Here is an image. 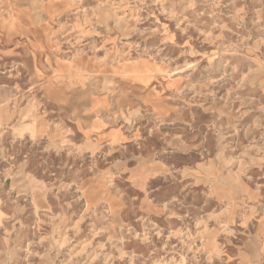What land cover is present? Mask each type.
<instances>
[{"label": "rangeland", "instance_id": "rangeland-1", "mask_svg": "<svg viewBox=\"0 0 264 264\" xmlns=\"http://www.w3.org/2000/svg\"><path fill=\"white\" fill-rule=\"evenodd\" d=\"M0 264H264V0H0Z\"/></svg>", "mask_w": 264, "mask_h": 264}]
</instances>
